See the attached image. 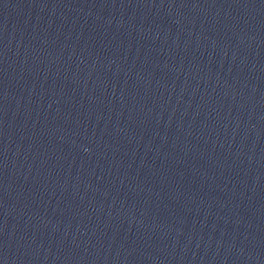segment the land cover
I'll return each mask as SVG.
<instances>
[{
	"label": "water",
	"instance_id": "95a60500",
	"mask_svg": "<svg viewBox=\"0 0 264 264\" xmlns=\"http://www.w3.org/2000/svg\"><path fill=\"white\" fill-rule=\"evenodd\" d=\"M0 264H264V0H0Z\"/></svg>",
	"mask_w": 264,
	"mask_h": 264
}]
</instances>
